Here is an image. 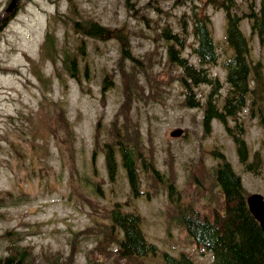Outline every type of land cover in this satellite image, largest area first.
<instances>
[{
  "label": "rangeland",
  "instance_id": "1",
  "mask_svg": "<svg viewBox=\"0 0 264 264\" xmlns=\"http://www.w3.org/2000/svg\"><path fill=\"white\" fill-rule=\"evenodd\" d=\"M10 1L0 0V15ZM249 1L258 3L235 0L233 11L242 16ZM217 2L18 0L10 19L3 23L2 17L0 259L17 252L25 264H165L166 252L211 264L212 253L194 244L181 217L211 220L223 213L217 164L230 163L246 196L264 197V88L254 89L250 74L241 108L223 112L230 87L225 63L233 51ZM198 18L215 42L213 63L202 64L195 52ZM91 22L108 33L88 35L84 26ZM240 27L250 64L261 62L264 71V39L247 17ZM211 88L225 125L245 141L249 169L222 121L203 128ZM178 128L183 134L172 137ZM109 149L116 161L112 179ZM120 149H129L134 160L135 196ZM112 208L138 215L154 253L119 254L122 232L110 220Z\"/></svg>",
  "mask_w": 264,
  "mask_h": 264
},
{
  "label": "trees",
  "instance_id": "2",
  "mask_svg": "<svg viewBox=\"0 0 264 264\" xmlns=\"http://www.w3.org/2000/svg\"><path fill=\"white\" fill-rule=\"evenodd\" d=\"M216 5L218 9H223L225 12V43L233 51L231 57L225 63L226 81L230 84V87L222 106V110L226 115H232L235 113L234 107L242 103L244 95L250 90V74H252L251 80L254 89L264 88L263 66L261 62H258L255 66L250 64L248 60V40L240 27L241 20L247 17L250 21L251 31L257 34L260 39H264V0H258L257 4L249 1L248 11L242 16L233 11L235 0H218ZM13 13L3 18V23L10 19ZM193 26L194 34L198 39L195 50L198 59L202 64L215 62L217 58L216 45L207 22L202 18H198ZM84 27L88 35L101 37L108 33V29L95 22L88 23ZM50 41H52V36L48 33L46 43L48 44ZM188 76L190 79H195L192 74H188ZM202 81L211 85L207 80ZM215 93L216 88H211L207 96L208 100L203 116L205 130H208L212 118H218L226 124L225 114L217 111L211 103L212 95H215ZM188 100L191 99L188 98ZM196 104L192 102L190 105ZM226 130L234 139L240 161L245 162L247 160L245 141L240 139V136L231 133L227 126ZM120 152L123 155L132 191L136 193L133 157L129 149H120ZM106 168L109 177L113 178L115 160L111 155V149L107 152ZM214 177L221 188L225 203H228V206L224 208L223 217L216 214L210 220L194 215H182V222L188 234L196 244L202 245L213 254L211 264H264V233L258 221L249 212L246 203L240 202L239 195L242 194L244 197V190L239 176L234 173L229 162L223 161L216 168ZM169 190L171 194V186H169ZM110 220L122 232V238L117 241V251L122 257L146 255L148 252L155 251V246L146 242L140 230V220L137 214L121 213L118 208H113ZM23 255V253L17 254V252H14L0 259V264H25ZM163 260L165 264H194L192 259L183 253L178 257L164 253Z\"/></svg>",
  "mask_w": 264,
  "mask_h": 264
},
{
  "label": "water",
  "instance_id": "3",
  "mask_svg": "<svg viewBox=\"0 0 264 264\" xmlns=\"http://www.w3.org/2000/svg\"><path fill=\"white\" fill-rule=\"evenodd\" d=\"M18 0H11L9 6L0 15V20L3 15L11 12L16 8ZM182 133L181 129H176L170 132L171 136H179ZM247 203L251 214L259 222L262 231L264 232V198L262 195L254 193L247 197ZM263 260H264V250H263Z\"/></svg>",
  "mask_w": 264,
  "mask_h": 264
},
{
  "label": "flooded vegetation",
  "instance_id": "4",
  "mask_svg": "<svg viewBox=\"0 0 264 264\" xmlns=\"http://www.w3.org/2000/svg\"><path fill=\"white\" fill-rule=\"evenodd\" d=\"M215 157H219L218 155H215ZM221 159H223V156H221ZM222 162V161H221ZM220 163V162H219ZM241 164H243L245 167H246V169H248V167L246 166V164H245V162H240ZM136 171V170H135ZM136 175H137V173H136ZM240 179H241V177H240ZM239 199H240V202L241 203H245V196L243 197V195L242 194H240L239 195ZM224 206H225V208L228 206V203H225L224 204Z\"/></svg>",
  "mask_w": 264,
  "mask_h": 264
},
{
  "label": "bare ground",
  "instance_id": "5",
  "mask_svg": "<svg viewBox=\"0 0 264 264\" xmlns=\"http://www.w3.org/2000/svg\"><path fill=\"white\" fill-rule=\"evenodd\" d=\"M11 2V1H10ZM10 4V3H9ZM9 4H8V6H9ZM7 8V7H6Z\"/></svg>",
  "mask_w": 264,
  "mask_h": 264
}]
</instances>
